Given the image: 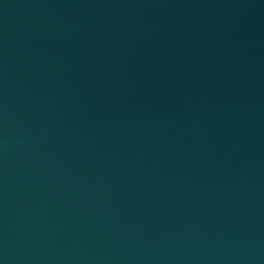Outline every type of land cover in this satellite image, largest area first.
<instances>
[{
    "label": "water",
    "instance_id": "obj_1",
    "mask_svg": "<svg viewBox=\"0 0 264 264\" xmlns=\"http://www.w3.org/2000/svg\"><path fill=\"white\" fill-rule=\"evenodd\" d=\"M0 264H264V0H0Z\"/></svg>",
    "mask_w": 264,
    "mask_h": 264
}]
</instances>
